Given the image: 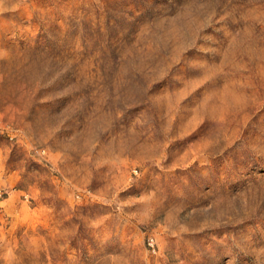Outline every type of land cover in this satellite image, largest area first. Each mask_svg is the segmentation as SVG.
I'll list each match as a JSON object with an SVG mask.
<instances>
[{"label":"rangeland","instance_id":"obj_1","mask_svg":"<svg viewBox=\"0 0 264 264\" xmlns=\"http://www.w3.org/2000/svg\"><path fill=\"white\" fill-rule=\"evenodd\" d=\"M0 264H264V0H0Z\"/></svg>","mask_w":264,"mask_h":264},{"label":"bare ground","instance_id":"obj_2","mask_svg":"<svg viewBox=\"0 0 264 264\" xmlns=\"http://www.w3.org/2000/svg\"><path fill=\"white\" fill-rule=\"evenodd\" d=\"M195 23V22H194ZM193 25V24H192ZM180 39V38H179Z\"/></svg>","mask_w":264,"mask_h":264}]
</instances>
